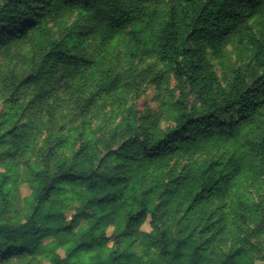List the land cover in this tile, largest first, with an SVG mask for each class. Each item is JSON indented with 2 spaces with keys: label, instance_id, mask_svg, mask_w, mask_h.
<instances>
[{
  "label": "trees",
  "instance_id": "16d2710c",
  "mask_svg": "<svg viewBox=\"0 0 264 264\" xmlns=\"http://www.w3.org/2000/svg\"><path fill=\"white\" fill-rule=\"evenodd\" d=\"M0 165V264L264 261V0H0Z\"/></svg>",
  "mask_w": 264,
  "mask_h": 264
},
{
  "label": "rangeland",
  "instance_id": "374dc122",
  "mask_svg": "<svg viewBox=\"0 0 264 264\" xmlns=\"http://www.w3.org/2000/svg\"><path fill=\"white\" fill-rule=\"evenodd\" d=\"M237 56L238 54L236 53V51L230 54V58L232 61H235ZM150 62H152V59L148 58L146 62L142 64V66H147V64H149ZM159 67L161 66L154 67V70H157ZM170 84L172 88L176 86V81L172 77V75L170 78ZM141 89L142 91L139 97L135 99L132 97V102L135 103L136 107L138 108V110L141 111V113L148 112L150 114H154L155 112H158L161 106V99H160L161 90L159 89L158 85L154 83L151 79H148L144 83ZM176 94H178V91L176 92ZM195 98H196L195 95L191 94V102H195L196 100ZM168 124H170L168 120L164 119L162 121V126H167ZM0 169H4V167L0 165ZM29 193H30L29 187L27 185H23L21 186L19 193L16 192L12 195V201L16 209L20 210L24 206L23 197ZM143 229L147 231L150 230L149 222L144 224ZM45 264H50V263L46 262ZM255 264H264V261L259 260L256 261Z\"/></svg>",
  "mask_w": 264,
  "mask_h": 264
}]
</instances>
